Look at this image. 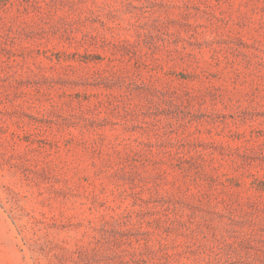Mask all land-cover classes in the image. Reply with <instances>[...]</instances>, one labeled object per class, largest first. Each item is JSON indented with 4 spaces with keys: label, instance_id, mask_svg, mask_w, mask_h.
<instances>
[{
    "label": "rangeland",
    "instance_id": "374dc122",
    "mask_svg": "<svg viewBox=\"0 0 264 264\" xmlns=\"http://www.w3.org/2000/svg\"><path fill=\"white\" fill-rule=\"evenodd\" d=\"M0 264H264V0H0Z\"/></svg>",
    "mask_w": 264,
    "mask_h": 264
}]
</instances>
